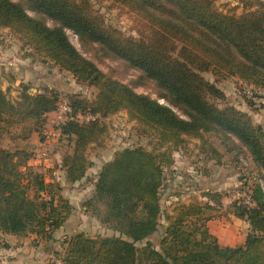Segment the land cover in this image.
<instances>
[{"label":"trees","instance_id":"1","mask_svg":"<svg viewBox=\"0 0 264 264\" xmlns=\"http://www.w3.org/2000/svg\"><path fill=\"white\" fill-rule=\"evenodd\" d=\"M26 1L57 24L49 26L33 17L18 2L0 0V27L9 28L37 54L97 91L91 100L68 96L71 111L59 126L73 142V151L61 164L66 180L75 183L85 177L91 164L87 147L100 144L106 130L100 118L120 110L146 127L144 132L153 131L159 148L167 147L158 152L127 147L102 166L86 206L103 202L107 224L115 234L78 232L66 237L62 264H264V188L260 182L252 186V205L235 204V216L250 226L243 243L222 245L210 230V218L192 212L193 206L180 208L166 227L161 250L149 240L159 227L165 167L173 163L171 151L185 144L186 136L201 137L203 131L216 129L230 133L264 169L261 127L233 106L218 107L212 98H224L225 93L216 80L203 75L211 71L217 80L237 77L264 89V0H240L244 9L240 14L219 9L218 0H112L137 15L144 26L139 37L108 24L91 0ZM67 29L140 70L163 91L161 97L184 108L188 118L103 72L74 46ZM58 101V92L44 88L33 93L24 82L18 97L12 99L0 82V141L14 128L24 138L41 131ZM80 115L93 118L80 120ZM32 157L25 147L10 150L0 144V231L19 236L33 233L50 241L73 206L59 195L61 184L48 182L31 164Z\"/></svg>","mask_w":264,"mask_h":264},{"label":"rangeland","instance_id":"2","mask_svg":"<svg viewBox=\"0 0 264 264\" xmlns=\"http://www.w3.org/2000/svg\"><path fill=\"white\" fill-rule=\"evenodd\" d=\"M13 1L22 4L30 15L45 21L49 26L57 24L52 18L34 11L26 0ZM91 2L108 24L115 26L125 35L139 37L140 29L144 26L137 15L127 7L112 0H91ZM216 5L228 13L240 14L244 11L240 0H218ZM5 34L12 35L11 30L0 33L2 50L10 43V41L5 42L2 37ZM67 34L74 46L103 72L128 84L138 93L148 94L161 103L170 105L181 117L188 118L184 108L161 97L163 91L153 80L145 78L140 70L120 58L109 55L97 43L82 40L72 29H67ZM11 40L19 55L30 62V67L25 68V71L29 75L26 83L31 92L37 93L44 88L58 92V107L73 94L88 100L95 98L97 91L94 87L77 82L72 74L61 70L52 61L37 54L17 35L13 34ZM203 75L213 82L216 80L217 86L225 93L224 98H212L218 107L233 106L248 114L253 124L261 127L259 135L261 134L260 137L264 140V89L237 77L217 80L211 71L203 72ZM17 87L18 90H13L16 87L12 85L8 87L12 99H16L19 95L20 85ZM58 107L51 112L52 114H47L41 131H34L24 138L22 133L20 134V129L14 128L11 135H5L0 141V144L7 149L25 147L32 152V165L46 175L48 182H59L62 186L59 195L73 206L74 217L67 223L68 233L60 236L63 246L61 248L56 246L55 248H60L56 251L52 244L47 245L50 256L46 261L55 258L62 261L64 240L78 232H85L90 236L115 234L107 224L106 207L103 202L98 201L89 209L86 202L94 194L95 183L102 166L111 160L117 151L137 146L155 152L167 148H159V138L153 131L144 132L146 127L143 128L140 123L131 119L126 110H120L100 118L106 130L101 136L100 144L90 143L87 147L86 154L91 164L86 175L75 183H69L61 164L65 155L73 151V142L60 132L59 126L62 121L59 119ZM83 119L84 117L80 118ZM54 132L56 134L49 135ZM185 138V144L172 149L173 163L165 167L166 179L160 190L162 213L159 227L149 240L155 249L161 250L160 242L166 227L174 221L180 208L193 206L192 212L210 218L211 232L220 235L222 245L226 242L235 245L243 243L250 226L247 221L235 216V204L249 205L247 201L250 199L254 183L260 182L264 188V169L254 160L248 147L230 133L216 129L203 131L201 137L186 136ZM43 152H46L50 160L49 165L39 158ZM29 195L33 197L34 192L30 191ZM143 244L145 242L138 243L139 246Z\"/></svg>","mask_w":264,"mask_h":264},{"label":"crops","instance_id":"3","mask_svg":"<svg viewBox=\"0 0 264 264\" xmlns=\"http://www.w3.org/2000/svg\"><path fill=\"white\" fill-rule=\"evenodd\" d=\"M3 31H9V28L0 27V33H3ZM2 37L5 39V42L10 41V43H8L3 50L0 49V80L2 81V88L9 91L8 87L12 85L16 87L13 90H18V85H20L22 82L26 83V81L29 80V75L25 71V68L28 69L30 67V62L24 59L25 57L20 56L14 48L13 40H11L13 33L12 35L5 34ZM11 43L12 45H10ZM6 85L9 86L6 87ZM50 114L52 113L50 112ZM73 217L74 214L72 213L66 223L54 232V239L50 241L41 240L36 234L33 233L19 236L14 234H6L0 231V264L45 263L47 257L50 256L47 252V245L52 244V247L54 248L56 246H60V248L63 246L60 236L66 235V233H68L69 229L67 227V223L69 220H73ZM215 235L218 237L219 242L221 243L222 241L220 235ZM225 245L235 246L234 243L231 244L227 242ZM60 248H55V250L59 251Z\"/></svg>","mask_w":264,"mask_h":264},{"label":"built area","instance_id":"4","mask_svg":"<svg viewBox=\"0 0 264 264\" xmlns=\"http://www.w3.org/2000/svg\"><path fill=\"white\" fill-rule=\"evenodd\" d=\"M70 111H71V106H70L69 99H66L62 103L59 104L57 112L59 113V119H61L62 123L65 122L66 119H68ZM81 117H84L83 120H89V119L93 118L92 115H88V116L81 115V116H79V118H81ZM51 134H56V133L55 132L50 133L49 135H51ZM46 155H47L46 152H43L40 154L39 158L41 160H43L45 164L49 165L50 160L47 158ZM261 185H262V183H261ZM247 203L249 205H252L254 203L251 199V195H250V199L247 201ZM43 264H62V261L60 259L55 258V259H50Z\"/></svg>","mask_w":264,"mask_h":264},{"label":"water","instance_id":"5","mask_svg":"<svg viewBox=\"0 0 264 264\" xmlns=\"http://www.w3.org/2000/svg\"><path fill=\"white\" fill-rule=\"evenodd\" d=\"M260 136H261V134H260Z\"/></svg>","mask_w":264,"mask_h":264}]
</instances>
